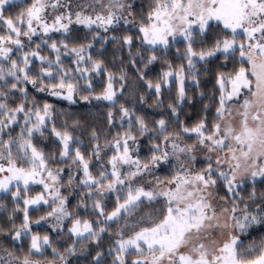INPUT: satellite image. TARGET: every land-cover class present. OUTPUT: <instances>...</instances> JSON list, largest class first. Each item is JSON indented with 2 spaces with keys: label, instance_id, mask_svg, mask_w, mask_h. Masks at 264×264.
<instances>
[{
  "label": "snow or ice",
  "instance_id": "snow-or-ice-1",
  "mask_svg": "<svg viewBox=\"0 0 264 264\" xmlns=\"http://www.w3.org/2000/svg\"><path fill=\"white\" fill-rule=\"evenodd\" d=\"M257 184L264 0H0V264H264Z\"/></svg>",
  "mask_w": 264,
  "mask_h": 264
},
{
  "label": "trees",
  "instance_id": "trees-1",
  "mask_svg": "<svg viewBox=\"0 0 264 264\" xmlns=\"http://www.w3.org/2000/svg\"><path fill=\"white\" fill-rule=\"evenodd\" d=\"M138 2H143V0H138ZM53 102H54V101H53ZM54 103H55V102H54ZM57 106H58V107H63V108H67V107H68V105H67L66 102H61V103L58 104ZM77 107H78V106H73V109L75 110V108H77ZM186 111H187L190 115H193V116L195 115V112H194L192 109H187ZM257 189H258V190H261V191H264V188H262V186L259 185V184H257ZM260 234H261L260 230L253 231V232L250 233V235L253 236V237H256V236H258V235H260ZM73 260H75V259H73ZM85 260H86L85 257L82 258V259H79L80 264H84Z\"/></svg>",
  "mask_w": 264,
  "mask_h": 264
},
{
  "label": "rangeland",
  "instance_id": "rangeland-1",
  "mask_svg": "<svg viewBox=\"0 0 264 264\" xmlns=\"http://www.w3.org/2000/svg\"><path fill=\"white\" fill-rule=\"evenodd\" d=\"M0 242H3L2 238H0ZM82 258H84V257H83V256H80V257H78V258H77V257H74L73 259L76 260V259H82Z\"/></svg>",
  "mask_w": 264,
  "mask_h": 264
}]
</instances>
